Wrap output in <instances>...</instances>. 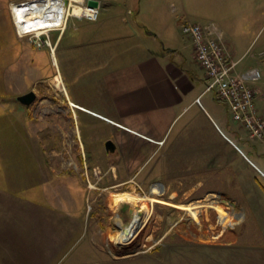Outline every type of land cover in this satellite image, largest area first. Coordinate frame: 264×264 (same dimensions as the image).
I'll list each match as a JSON object with an SVG mask.
<instances>
[{
    "label": "rangeland",
    "instance_id": "obj_1",
    "mask_svg": "<svg viewBox=\"0 0 264 264\" xmlns=\"http://www.w3.org/2000/svg\"><path fill=\"white\" fill-rule=\"evenodd\" d=\"M21 1L26 0H0V233L10 238L14 231L21 235L15 244L3 237V245L9 247L0 252V264H131L130 260L143 264L148 256L159 264H264V137L243 131L254 145L253 149L243 146V150L256 164L251 169L246 163L242 167L245 184L238 199L243 204H218L209 197L191 204L192 193L181 191L173 198L170 189L152 192L157 184L150 174L154 159L132 179L127 176V181L123 180L122 172L115 177L112 167L117 157L108 155L103 145L106 125H87L82 118L76 122L73 106L62 90L58 69L66 76L71 65L63 57L69 60L71 54L63 56L65 41L57 49L60 35L65 31L70 36L79 30L80 42L86 37L109 40L121 30L119 24L127 32V19L133 25L155 23V16L150 20L151 0H99L95 18L70 14L63 31L56 28L40 35L19 32L12 3ZM87 1L74 0L72 4L87 6ZM153 1V7L161 9L164 24H170L181 10V0ZM185 1L189 7L194 0ZM127 5L134 10L128 16ZM227 7L230 12L222 15L229 27L228 39L240 45L234 57H242L238 70L258 67L262 71L257 47H264V0H231ZM179 39L184 45L189 37L181 32ZM47 42H52V47ZM51 48L56 49V62ZM186 54L191 63L190 54ZM80 56L77 51L74 57ZM257 83L264 86L263 73ZM69 89L75 98V86ZM30 90L38 97L24 106L17 97ZM259 95L261 101L257 99L256 104L264 106V93L259 91ZM75 105L80 115L81 105L92 104ZM259 112L264 118V107H259ZM103 113L108 114L106 110ZM146 209L148 219L139 234L121 243L119 232L131 227L136 215H144ZM43 210L46 218L41 221L37 212ZM115 214L122 217L121 231L116 219L108 221ZM71 231L75 236L51 263L58 248L53 240L59 241V246L63 242L55 236ZM93 233L95 237H91Z\"/></svg>",
    "mask_w": 264,
    "mask_h": 264
},
{
    "label": "crops",
    "instance_id": "obj_2",
    "mask_svg": "<svg viewBox=\"0 0 264 264\" xmlns=\"http://www.w3.org/2000/svg\"><path fill=\"white\" fill-rule=\"evenodd\" d=\"M230 1L194 0L189 2L188 7L186 1L181 0V10L174 17L175 20L164 24L161 9L153 7L154 1L151 0L148 7L150 20L155 16V23L146 21L133 25L127 19V32L122 31L123 25L119 24L121 30H117L109 40L86 37L80 42L79 30H74L70 36H66L65 31L60 35L57 49L65 41L63 56L64 53L71 54L69 60H66L68 56L63 57L64 62L69 61L71 65H66V76L62 69H58L64 93L73 106L76 122L79 123L82 118L87 125H106L104 147L109 139L117 146L113 153L105 147L108 155L117 157L112 167L116 171L115 177L122 172L123 180L127 181V176L132 179L154 159V169L150 174L163 190L173 192V198H177L176 195L179 196L182 191L186 195L194 194L189 197V202L193 200L191 204L208 197L218 204H243L238 199V191L245 184L242 167H245V163L250 169L256 166L246 155L243 146L253 149L254 145L244 137L241 125L232 120L226 104L218 101L214 92H205L207 78L194 57L192 40L189 38L188 43L182 45L179 39L180 33H184L182 26L185 22L208 24L222 37L231 56L236 57L240 45L238 47L237 41L228 39L229 27L222 15L223 12H230L227 7ZM143 11L141 5L140 14ZM133 12L127 5V16ZM106 41H109L108 45H105ZM77 51L80 58L74 57ZM186 52L190 54L193 65L189 63ZM263 52L264 47H257L264 74ZM54 58L58 60L56 49ZM69 86H75L77 100L71 95ZM259 89L263 94L264 86L261 88L259 85ZM198 97H201L200 103L196 102ZM260 98L261 95H258V102ZM75 104L92 105H81L79 115ZM94 104L101 105L97 107ZM259 105L260 108L264 107ZM105 110L108 112L106 115L103 113ZM88 114L91 119L87 120ZM81 143L85 147L84 142ZM146 174L147 177L148 170ZM43 211L37 212L41 221L46 218ZM129 212L132 213V208ZM113 219H116V227L121 231V215H110L108 221ZM33 220L38 222L37 219ZM14 232L15 239L0 233V252L6 247L3 237L12 244L19 243L18 237L21 235ZM26 234L32 235L31 232ZM33 236L37 234L33 233ZM74 236L73 231L69 235L68 232H61L55 236L63 242L59 246V241L53 240L58 248L51 256V263L62 254V249ZM91 237H95L94 233ZM148 257L146 264H159L155 257ZM132 261L131 264L134 263ZM135 264L140 262L136 261Z\"/></svg>",
    "mask_w": 264,
    "mask_h": 264
},
{
    "label": "built area",
    "instance_id": "obj_3",
    "mask_svg": "<svg viewBox=\"0 0 264 264\" xmlns=\"http://www.w3.org/2000/svg\"><path fill=\"white\" fill-rule=\"evenodd\" d=\"M183 32L192 40L194 57L205 71V92H214L225 102L231 118L252 137L263 138L264 118L256 105L260 69L253 67L239 72L240 60L232 59L221 36L208 24L186 22ZM196 102L200 103L201 97Z\"/></svg>",
    "mask_w": 264,
    "mask_h": 264
},
{
    "label": "bare ground",
    "instance_id": "obj_4",
    "mask_svg": "<svg viewBox=\"0 0 264 264\" xmlns=\"http://www.w3.org/2000/svg\"><path fill=\"white\" fill-rule=\"evenodd\" d=\"M73 1L74 0H26L12 3V13L19 32L22 34L35 32L40 35L56 28L63 31L64 24L70 14H82L91 18L97 16V8L88 5H73ZM52 54L55 57L54 48L52 49ZM54 61L56 62L55 58ZM61 86L62 90L65 91L63 84H61ZM162 189L163 188L159 184H154L152 186V192L155 193L162 192ZM145 211L144 215H142V213L136 215L131 227L124 228L119 232L118 239L121 243H127V241L133 240V238L139 234L145 221L148 219V209Z\"/></svg>",
    "mask_w": 264,
    "mask_h": 264
},
{
    "label": "water",
    "instance_id": "obj_5",
    "mask_svg": "<svg viewBox=\"0 0 264 264\" xmlns=\"http://www.w3.org/2000/svg\"><path fill=\"white\" fill-rule=\"evenodd\" d=\"M88 6L99 8L100 1L99 0H88L87 1ZM37 98V93L34 90H31L29 92L23 93L17 97V99L24 105H31ZM105 147L108 152L113 153L116 151L117 146L112 140H107L105 143Z\"/></svg>",
    "mask_w": 264,
    "mask_h": 264
}]
</instances>
